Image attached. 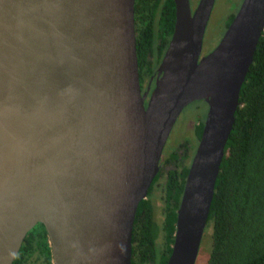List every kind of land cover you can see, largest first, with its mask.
Returning <instances> with one entry per match:
<instances>
[{"label": "water", "instance_id": "water-1", "mask_svg": "<svg viewBox=\"0 0 264 264\" xmlns=\"http://www.w3.org/2000/svg\"><path fill=\"white\" fill-rule=\"evenodd\" d=\"M215 0H174L175 22L142 93L135 0H0V264L42 223L52 264H131L138 204L182 110L208 109L166 264H196L239 93L264 31L242 0L201 56Z\"/></svg>", "mask_w": 264, "mask_h": 264}, {"label": "trees", "instance_id": "trees-1", "mask_svg": "<svg viewBox=\"0 0 264 264\" xmlns=\"http://www.w3.org/2000/svg\"><path fill=\"white\" fill-rule=\"evenodd\" d=\"M235 14L226 19V28ZM134 19L142 82L160 63L168 46L175 22L174 0H135ZM204 120L205 116L199 118L195 125L197 141ZM187 157L186 152L178 155L175 149L169 151L164 161L174 162L175 167L159 172L147 198L139 202L132 232L131 264H166L191 162L190 158L186 162ZM158 186L163 192L160 224L154 218L152 203L154 188ZM205 231L204 240L209 242L205 264H264V31L241 86ZM12 264H52L48 235L42 223L26 234Z\"/></svg>", "mask_w": 264, "mask_h": 264}, {"label": "rangeland", "instance_id": "rangeland-1", "mask_svg": "<svg viewBox=\"0 0 264 264\" xmlns=\"http://www.w3.org/2000/svg\"><path fill=\"white\" fill-rule=\"evenodd\" d=\"M190 1L192 7H195V3L197 0ZM241 1L242 0H215L204 32L201 55L211 52L219 43L226 30V19L231 14L237 12ZM207 109V103L204 100H198L190 103L182 110L167 138L166 144L163 149V158L169 154V151L175 149L177 150L178 155L184 154L186 152L188 156L186 162L189 161V158L191 161V157L194 155L198 144L195 134V125L199 118L206 116ZM174 165V162H168V164H166V169L163 170L162 173L174 168ZM162 197L163 192L161 191V186L155 187L152 196V203L154 209V218L159 224L161 223L163 218ZM204 235L201 242L202 249L200 248L196 264H205V257L207 254V247L209 245V242L207 240H204L206 237ZM203 240L205 244L203 243ZM158 243H161L160 239L158 240Z\"/></svg>", "mask_w": 264, "mask_h": 264}, {"label": "flooded vegetation", "instance_id": "flooded-vegetation-1", "mask_svg": "<svg viewBox=\"0 0 264 264\" xmlns=\"http://www.w3.org/2000/svg\"><path fill=\"white\" fill-rule=\"evenodd\" d=\"M198 1L199 0L196 1V3H195L196 5H197ZM190 4H191V1H190ZM191 8L194 9L195 7H192V5H191ZM207 54H203L200 57H203V56H205ZM159 64L156 67H154V70H152V73L150 74L149 78H144V80L142 82H140L142 93L147 91L148 88H149V91H148V94H147V97H146V101H148L150 93H151V91H152V89L154 87L155 79H156V76H157L156 70H157V67L159 66ZM163 155H164V153H162V156H161V159H160L159 170H158V173L160 172L161 174H162V171L166 169V164H168V162L165 163V161H164L165 159L163 158ZM192 157H191V160H192Z\"/></svg>", "mask_w": 264, "mask_h": 264}]
</instances>
